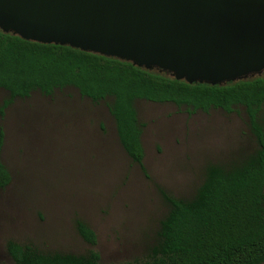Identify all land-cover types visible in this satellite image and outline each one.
I'll use <instances>...</instances> for the list:
<instances>
[{
	"label": "rangeland",
	"instance_id": "1",
	"mask_svg": "<svg viewBox=\"0 0 264 264\" xmlns=\"http://www.w3.org/2000/svg\"><path fill=\"white\" fill-rule=\"evenodd\" d=\"M7 97L0 90V107ZM109 103L67 88L35 91L0 113L1 162L11 176L0 189V264H14L9 241L44 254L93 250L100 264L144 261L170 209L163 193L190 201L210 165H239L258 147L243 108L189 113L137 100L143 172L119 144ZM77 222L95 233V246Z\"/></svg>",
	"mask_w": 264,
	"mask_h": 264
},
{
	"label": "trees",
	"instance_id": "2",
	"mask_svg": "<svg viewBox=\"0 0 264 264\" xmlns=\"http://www.w3.org/2000/svg\"><path fill=\"white\" fill-rule=\"evenodd\" d=\"M67 88L94 104L110 99L119 144L143 172L135 101L170 103L189 113L243 108L256 152L230 168L210 165L190 201L163 193L170 209L160 221L156 245L146 260L126 264H264V74L215 86L188 84L115 58L0 31V90L8 95L1 114L15 99L35 91L50 97ZM3 140L0 130V189L11 181L1 162ZM76 230L85 243L96 245V235L86 224L77 222ZM6 251L14 264H100L93 250L85 256L44 254L9 241Z\"/></svg>",
	"mask_w": 264,
	"mask_h": 264
},
{
	"label": "water",
	"instance_id": "3",
	"mask_svg": "<svg viewBox=\"0 0 264 264\" xmlns=\"http://www.w3.org/2000/svg\"><path fill=\"white\" fill-rule=\"evenodd\" d=\"M0 31L188 84L264 73V0H0Z\"/></svg>",
	"mask_w": 264,
	"mask_h": 264
}]
</instances>
